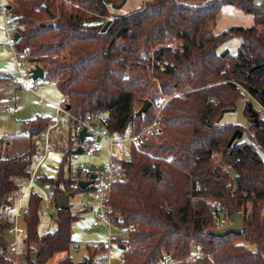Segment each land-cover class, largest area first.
<instances>
[{
  "label": "trees",
  "instance_id": "16d2710c",
  "mask_svg": "<svg viewBox=\"0 0 264 264\" xmlns=\"http://www.w3.org/2000/svg\"><path fill=\"white\" fill-rule=\"evenodd\" d=\"M71 2L66 8L63 0H15L14 11L24 25L20 48L30 47V63L41 66L44 78L55 81L67 96L64 106L69 113L97 121L112 135L137 134L159 121L157 131L131 147L130 159L120 161L122 177L109 193L111 220L123 228L134 225L126 240L131 248L123 252L125 264H160L167 258L175 264H264V125L251 118L250 102L244 110L248 141L238 142L236 136L230 143L236 129L243 134L245 130L220 122L245 92L264 108V65L256 67L264 63V3L147 0L121 13L116 6L123 0ZM224 5L252 14L254 24L213 32L210 26ZM50 20L51 25H44ZM233 36L242 39L237 54L219 51ZM170 42H178L175 49ZM162 95L169 98L158 115L156 99ZM145 100L150 105L139 113ZM50 124L51 118L43 116L24 122L22 129L31 138L28 150L10 158L0 155V264H20L8 253L4 237L11 221L2 220L3 211L12 207L7 195L31 176L37 154L32 138ZM91 144L72 131L68 148L61 149L57 175L41 176L53 187L54 230L39 232L42 196L30 193L27 264H44L56 252L69 250L81 210L72 211L70 202L61 208L62 195L70 199L78 192H92L96 179L83 188L65 175L64 165L74 154H86ZM208 199L220 206L214 212L229 220L233 212L242 214L240 234L210 233L216 224ZM197 244L203 255L187 260ZM104 248L87 245V256L77 264H96ZM59 264L73 262L67 255Z\"/></svg>",
  "mask_w": 264,
  "mask_h": 264
},
{
  "label": "rangeland",
  "instance_id": "374dc122",
  "mask_svg": "<svg viewBox=\"0 0 264 264\" xmlns=\"http://www.w3.org/2000/svg\"><path fill=\"white\" fill-rule=\"evenodd\" d=\"M147 0H126L125 4L121 9H117V12L126 13L130 10H133L135 8H138L140 6H143L144 3ZM257 2L264 3V0H256ZM64 5L66 8L71 7L72 2L71 0H63ZM254 24L253 15L249 13H245L242 9H240L237 6L234 5H224L220 11V13L217 15L216 23L210 26V29L213 30L215 33H219L220 31L227 29L228 27L232 25H241V26H251ZM261 28V27H260ZM4 19L2 15H0V59L2 60H8L10 58V51L4 44ZM241 38L238 36H233L230 39H228L224 44H222L219 47V51L228 50L230 54H237L238 49L241 44ZM174 44V42H170L169 45ZM178 45V42L175 43ZM172 49H175V47L171 46ZM8 66H12V62L10 61L8 63ZM46 81V84L43 85V80L38 81V87L34 92H23L20 91L15 87L17 91L14 90V87L12 85L5 84L4 81H0V87L3 86L6 87V91L13 94L17 106V113L15 117L17 118V124H19L23 119L34 117L36 114H39L41 112L40 109L47 107L53 113V118L58 121V125L51 131L53 135H50V146L45 150L44 147H39V158L42 157V160L39 162V165L37 167V174L35 177V182L33 184V188L29 190L31 191H37L38 193H48L49 191L53 192V187L50 184H46L42 181L41 176H53L55 177L58 172V168L60 166V162L63 156L61 149H67V140L68 137L71 135V132L73 131V125L70 121V118L68 116V113L65 111L57 112L54 105L55 104H61L63 102V95L62 92L58 89L55 81H51L48 79H44ZM4 82V83H3ZM50 90L53 92V95H46L44 90ZM180 93L181 92H175ZM174 93V95H175ZM169 96L162 95L158 98H164ZM157 98V99H158ZM156 99V103L159 105L158 109V115L160 114V107L161 104ZM166 101V100H165ZM164 101V102H165ZM246 102H250L253 108H258V102L254 100L248 93L245 92V97L243 99H240L237 102V106L232 111H226L222 118L221 123H232L235 125H238V128H243L245 130V133L241 138H239L238 142H244L248 141V128H249V118L247 117L246 113L244 112L246 107ZM13 104V103H12ZM14 116L11 114H7L5 110L0 107V138L4 137V135L11 130L14 123ZM96 119V118H95ZM97 120V119H96ZM62 134L61 135V145H58L57 143V135L55 134ZM65 132V133H64ZM46 139V138H45ZM39 145H42V142L37 140ZM44 146L45 143L43 142ZM96 148L98 150V154L93 156H87L86 154H80L79 156L75 157L74 154L68 163L64 165V173L66 176H73L79 166L81 165H87L89 168L92 165L100 166L107 162L110 158V144L109 141L106 138H103L100 142L96 144ZM78 155V154H77ZM38 158H34L33 166L37 162ZM226 171H229L231 175H234V171L230 169H225ZM26 180L19 181L20 186L17 191H24L25 189H21L20 187L22 184L25 183ZM32 185V184H31ZM27 187V186H26ZM29 194V193H28ZM71 199V200H70ZM69 201H71V208L73 211H79L81 210L80 217L73 223L72 226V240L74 243H79L80 250L79 251H71L73 259L75 261H80L82 259L83 254L86 252V244L91 248H97L98 245L91 246L89 243L92 242H106L108 241V234L106 232L101 233L99 228H91L88 229L89 226L92 225L93 221L96 218V215L99 213V207L92 201V199L89 197L88 191H82L74 194L71 196ZM85 205H90L93 207V210H82ZM250 208V206H249ZM264 212V208H263ZM14 211L12 208H6L3 211L2 220L6 222L7 220H11L13 216ZM54 213H56V209H54ZM50 219L46 217L41 218V224L39 226V230L41 232L52 229ZM112 233L114 235H118L120 233L119 228H113ZM4 238H8L7 233ZM7 243L9 242V238L7 239ZM25 240V239H24ZM24 240L22 243L19 244V247L16 251H10L7 245L9 256L15 261L19 262L20 264H27L26 260L24 258L25 252H26V244L24 243ZM99 243V244H100ZM251 247L255 248V246L251 245ZM100 254V253H99ZM99 254L96 256L95 261L97 260ZM120 251L117 248L112 249V259L114 262L118 260L120 257ZM57 256L58 254H54L51 258V260L48 262V264H57Z\"/></svg>",
  "mask_w": 264,
  "mask_h": 264
},
{
  "label": "built area",
  "instance_id": "2783aa9c",
  "mask_svg": "<svg viewBox=\"0 0 264 264\" xmlns=\"http://www.w3.org/2000/svg\"><path fill=\"white\" fill-rule=\"evenodd\" d=\"M15 0H0V15L4 19V44L10 51V58L5 60V63L0 68V77L10 81L17 89L23 92H33L38 87V81L43 80V85L46 84L43 78H32L31 69L35 67L30 63V47L20 48L21 44V31L24 29L23 23L19 20V16L14 11ZM19 33V37H15V34ZM175 47L176 44H171ZM12 62V66H8L9 62ZM175 95H180V93H175ZM67 96H64L63 102L56 106L57 112L65 111L68 113L70 121L73 125V131L79 133L83 127H87L89 134L85 137L87 140L91 141L92 144L86 151L87 156H93L98 154L96 144L100 142L103 138H106L110 144V158L107 162L102 164V170L98 172L96 180L92 182L94 185V190L91 192L92 201L99 207V213L96 215L95 220L92 225L88 227L104 229V232L108 234V241L106 242H92L89 243L91 246L103 245L105 248L102 250L97 258L96 264H125L123 257V252L126 248H131V245L126 243L128 239L129 230L134 228V225L130 224L127 227L117 226L108 215V198L114 182L122 177V170L120 167L121 160L130 159V149L134 145H138L143 138L150 136L159 128V121L156 118L151 124L144 127V129L137 134H128L126 136L112 135L107 129L101 126L97 121H90L81 118L77 115L69 113L64 106V101ZM158 102L162 105L167 97L158 98ZM258 116L259 121L264 125V108L258 103ZM9 113H14V108H7ZM99 138V140H98ZM45 150L48 148V139L45 141ZM58 145L61 142L57 141ZM37 168H35L28 179V186L33 184L37 174ZM90 168L82 166L80 173H82L86 178L89 177ZM24 191H14L7 195V200L12 204V210L14 211L11 218V225L7 230V236L9 238L8 248L10 251H16L19 244L26 237V223L25 216L30 210L29 206V187ZM29 193V194H28ZM207 205L214 212L220 208L219 204L213 200H206ZM56 209L54 204V194L50 192L42 196V201L40 204V215L49 216ZM222 212H214L216 228H223L231 223L225 215L220 217ZM121 219V217L119 218ZM113 228H119L120 233L114 235L112 233ZM103 232V233H104ZM121 237V242L117 241V237ZM120 243L123 244V248H120ZM79 244H75V248H78ZM117 248L120 251V257L116 262L112 259V249ZM203 250L200 244L192 247L191 253L187 257V260L193 261L195 258L202 256ZM175 260L169 258L162 261L160 264H175Z\"/></svg>",
  "mask_w": 264,
  "mask_h": 264
},
{
  "label": "crops",
  "instance_id": "0c3cea01",
  "mask_svg": "<svg viewBox=\"0 0 264 264\" xmlns=\"http://www.w3.org/2000/svg\"><path fill=\"white\" fill-rule=\"evenodd\" d=\"M0 52H1V50H0ZM0 60H2V59H0ZM0 81H4L5 84H7V85H12V87H14V90L17 91L15 89V86L10 81H8V80H6V79H4L2 77H0ZM6 89H7L6 87L5 88L3 86L0 87V107H2L7 114H9V115L11 114L12 116H14L13 118H14L15 121H14L13 126H12L13 128L11 130H9L4 135V137H2V139L0 138V155H1V157H3V158H10V157H13L15 155L23 154V153H25L28 150V148L30 146L31 138H30L28 132H26V131H24L22 129V124L24 122H27L28 120L33 119V118H35L37 116H43V117H49V118H51V124H50V126L44 132H42V133H40V134H38V135H36V136H34L32 138V140L37 143V154L34 156V158H38V160L34 164V166H33V162H34V158H33L32 166H31V174H32L33 170L38 167L39 162L42 160V157L39 158V147H44L45 148V146L43 144V142L45 141V138L48 139V147L50 146V144H51V142H50V135H53L51 131L58 125V121L53 118V113H51V111L49 110V108L44 107V108L40 109L41 112L39 114H36L34 117H30V118L23 119L19 124H17L16 121H17V118L18 117H15V116H16V113H17L18 109H17L16 103H14L15 98H14L13 94H11L10 92H7ZM44 91H45L44 93L46 95H53V92H51L50 90H47L46 89ZM62 95H63V93H62ZM63 97H64V95H63ZM57 105L58 104H55L54 105L55 109H56V106ZM7 108H14L15 109V112L14 113H9L7 111ZM55 135H57V141L59 140L61 142V138L60 137H61L62 134H60V132H59V134H55ZM37 140L41 141L42 142V145H39L38 142H37ZM75 155H76L75 157H77L80 154H78V155L75 154ZM82 166H86V165L84 164V165L79 166V168L77 169L76 173L73 176H70V177L75 178L78 181L79 180H88L89 177L86 178L82 173H80V169H81ZM33 184L30 185V186H28V180H26L25 183L22 184V186L20 188L23 189V187H24L26 189L27 188L26 186H28L29 187L28 191H29L31 188H33ZM25 189H23V190H25ZM50 192H52V191H49L48 193H50ZM48 193L42 194V193L39 192V194L41 196H44V195H46ZM89 197L91 198V192H89ZM69 202L71 204V201H69ZM82 210L83 211L84 210H93V207H91L90 205H85V207H83ZM54 216H55L54 211L51 213V215L44 216V217L50 219V221L52 222L51 223L52 229H47V230H45L43 232H41L39 230V232L41 234L42 233H45V232H48V231H52V230L55 229L56 223H55ZM42 217L43 216L40 215V224H41V218ZM40 224H39V226H40ZM101 233H103V232H101ZM73 242H72V244H71V246H70V248H69L68 251H62V252H56L55 253V254H58L59 255V256H57V264H59V261L63 257H65L67 255H69L71 257L73 264H77V263L81 262L84 259V257L87 256L88 251H87V244H86V252H85V254H83L82 259L80 261H75L73 259V256H72V252L71 251H79L80 250V246H78V248H75L74 247L75 244H79V243H74L73 244ZM51 258H52V256L44 264H48V262L51 260Z\"/></svg>",
  "mask_w": 264,
  "mask_h": 264
},
{
  "label": "water",
  "instance_id": "95a60500",
  "mask_svg": "<svg viewBox=\"0 0 264 264\" xmlns=\"http://www.w3.org/2000/svg\"><path fill=\"white\" fill-rule=\"evenodd\" d=\"M126 0H123L122 3H120L119 5L116 6L117 9H121L123 7V5L125 4ZM51 17H54V14L51 13ZM52 21H47L44 23V25H51ZM110 24V20L106 21V23L104 24L102 30H106V28L108 27V25ZM19 33L15 34V37H19ZM5 63V60H0V68L3 66V64ZM264 65V63L257 65L256 67L262 66ZM31 73H32V78L33 79H37V78H43L44 77V70L41 66H35L34 68L31 69ZM261 92H264V87L261 90ZM150 105V101L149 100H145L144 104L142 105L141 109L139 110V113L144 112L148 106ZM67 108H70V106L68 105ZM250 114H251V118L257 120V111L255 109H253L251 103H249L248 105ZM89 134V132L87 131V127H83L82 130L79 132V137L81 140H83L87 135ZM243 135V131L241 129H236L234 134L232 135L231 139H230V143L234 141V139L236 138V136H238L239 138L242 137ZM99 140V138H98ZM247 143H243L242 146L246 145ZM102 170V166H95L92 165L90 166V171L91 174L89 176V180H79V185L81 187H86L88 185L91 184V180L95 179L98 175V172H100ZM60 207L61 208H68L69 207V196L65 195L63 193L62 195V199H61V203H60ZM220 217H224V213L220 214ZM242 223H243V217L242 214L240 212H233L232 217H231V223L227 226H224L223 228H215L210 230V233L215 235V236H224L227 235L229 233H235V234H240L242 231ZM101 232H104V229L100 230ZM122 238L121 237H117V241L121 242ZM123 244L120 243V248H123ZM38 255V252H35L32 254V258L34 260H36Z\"/></svg>",
  "mask_w": 264,
  "mask_h": 264
}]
</instances>
